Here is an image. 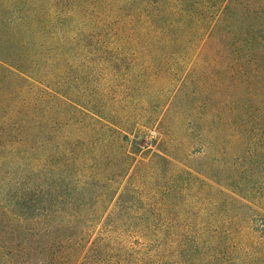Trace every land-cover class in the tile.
<instances>
[{
  "label": "trees",
  "instance_id": "trees-1",
  "mask_svg": "<svg viewBox=\"0 0 264 264\" xmlns=\"http://www.w3.org/2000/svg\"><path fill=\"white\" fill-rule=\"evenodd\" d=\"M36 1L0 0V264H264V0H115V39ZM137 65L188 73L139 104Z\"/></svg>",
  "mask_w": 264,
  "mask_h": 264
},
{
  "label": "rangeland",
  "instance_id": "rangeland-1",
  "mask_svg": "<svg viewBox=\"0 0 264 264\" xmlns=\"http://www.w3.org/2000/svg\"><path fill=\"white\" fill-rule=\"evenodd\" d=\"M36 2L45 10L48 0ZM58 5L51 9L48 7V11L60 22L58 24L60 28L67 24L70 27L78 26L83 35L106 36L111 39L117 37L119 31L116 14L122 15V12L117 10L115 0H59ZM79 30L74 29V33ZM124 72L130 73L133 77L131 90H134L136 101L139 104H148L156 98L168 100L188 73V69L170 65L156 68L151 65H137ZM150 135L155 136V133L151 131Z\"/></svg>",
  "mask_w": 264,
  "mask_h": 264
}]
</instances>
